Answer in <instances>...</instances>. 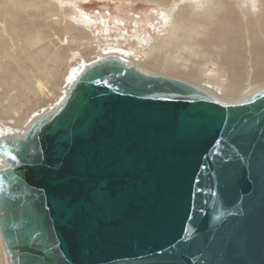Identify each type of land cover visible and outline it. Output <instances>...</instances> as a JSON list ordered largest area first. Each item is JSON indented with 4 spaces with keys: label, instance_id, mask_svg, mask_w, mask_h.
<instances>
[{
    "label": "water",
    "instance_id": "water-1",
    "mask_svg": "<svg viewBox=\"0 0 264 264\" xmlns=\"http://www.w3.org/2000/svg\"><path fill=\"white\" fill-rule=\"evenodd\" d=\"M0 157L8 264H264V88L226 103L107 57Z\"/></svg>",
    "mask_w": 264,
    "mask_h": 264
},
{
    "label": "bare ground",
    "instance_id": "bare-ground-1",
    "mask_svg": "<svg viewBox=\"0 0 264 264\" xmlns=\"http://www.w3.org/2000/svg\"><path fill=\"white\" fill-rule=\"evenodd\" d=\"M54 1V4L51 1L42 5L36 1L24 3L23 0H0V24L3 23L0 32L7 37L5 39H9L7 41L15 43L27 40L29 43L27 55H19L20 58L10 52L11 44L9 45L0 34V57L12 62L20 73H25L24 80L26 77L31 81L26 82L28 89L42 101L36 107L26 102L29 108L27 117L23 120L21 117L16 118L15 124H12L11 120L16 117L14 113L20 111L23 106L15 96H11V91L17 88L18 84L14 74L7 72L3 76L0 75V139L25 134L35 119L44 117L61 105L75 79L87 65L107 57L118 56L152 75L189 82L206 89L226 103L243 101L264 88V0H180V4L175 2L176 0H151L168 9L169 15H162L165 23L163 27H166L167 31L155 36L154 42L144 51L146 59L138 61L134 60L131 51L117 49L110 41L107 44L103 41L104 37L94 38L88 29V25L93 23L88 16L81 19L85 26L67 19L73 9L66 5L70 4L69 2ZM60 5L66 6L62 13ZM57 16L60 20L62 18L64 26L59 27V24L48 22V18L51 20V17ZM104 22L105 20L103 24ZM66 34H69L72 40L66 46L63 44L55 49L45 43L51 37L60 35L64 38ZM123 38L122 44L126 42L131 46L136 43L143 44L145 41L138 35ZM86 39L94 42L95 50L84 51V60L74 63L69 79L55 71L57 77L64 78L60 86H57V80L51 73L46 78L37 74L40 72V64L47 57L58 56L60 59H66L68 52L77 50L78 43L82 44ZM106 44L109 52H105ZM175 56H181L191 65L176 64ZM211 59H215V65L218 64L220 79H217L218 75L216 76L214 71H211L214 74L210 77L202 76L203 70L205 71L202 68L203 62L209 63L208 60ZM26 60H30L37 71L25 67ZM164 68L167 69L166 72L162 70ZM235 98L237 99L234 100ZM3 164L0 157V166ZM0 258V264H8L1 238Z\"/></svg>",
    "mask_w": 264,
    "mask_h": 264
},
{
    "label": "rangeland",
    "instance_id": "rangeland-1",
    "mask_svg": "<svg viewBox=\"0 0 264 264\" xmlns=\"http://www.w3.org/2000/svg\"><path fill=\"white\" fill-rule=\"evenodd\" d=\"M16 1V0H15ZM24 3H27L28 1H33L38 4H47L52 1V4H54V0H23ZM72 1V0H71ZM75 1V2H74ZM70 2V0H66V2H69L70 7H72V11L68 15L67 19H70L71 21H74L75 23L81 24L83 26L84 24L81 23V19L84 16H88L90 20L93 22L92 24L88 25V29L91 30L92 35L94 38H105L103 40L106 43L110 41L111 45H114L117 47V49H122L124 51L132 52V56L134 60L138 61V59H146V56L144 54L145 49H148L150 43L154 42L155 36L158 34H164L166 33V27L164 28V21L162 18V15L168 16L169 12L168 9L165 7L160 6L156 2L149 1V0H74ZM175 1V0H174ZM203 1V0H201ZM206 1V0H204ZM248 0H246L247 2ZM178 4L181 2L180 0H176ZM72 3V4H71ZM61 10L60 12H64L65 5H60ZM59 7V8H60ZM160 8V9H159ZM166 10H164V9ZM157 11V12H156ZM163 11V12H162ZM159 12L161 14H159ZM165 12V14H163ZM71 16V17H70ZM76 16V17H75ZM52 19L48 18V22L51 24H59L58 26H64L62 18L60 20V17H51ZM59 18V19H58ZM60 20V21H59ZM76 20V21H75ZM105 20L104 24L103 21ZM58 22V23H57ZM118 22H121V24H118ZM115 23V24H114ZM118 24V25H117ZM3 26V23L0 24V26ZM120 25V26H119ZM1 26V27H2ZM85 26V25H84ZM108 28H107V27ZM124 32V33H123ZM2 38H7L4 33L0 32ZM124 35V36H123ZM138 35L144 42L143 44H138L131 46L129 43H123L122 39L123 37L131 36L134 37ZM101 36V37H100ZM122 37V38H121ZM145 38V39H144ZM6 42L9 43L10 52L15 55H21L24 54L27 55L29 43L27 40L24 41H7L9 39H5ZM87 41H83L82 45L81 43H78V49L74 50L72 52H68V57L66 59H60L58 56H49L47 59L42 61L40 64V72H37L38 75H41L43 78H46L50 73L54 77L55 80H57V86L62 84L64 82V78L61 79L55 75V71L60 72L61 75L66 76L65 79H69L71 76V68L73 67L74 63H76L78 60H84L83 53L87 49V51H94L95 46L94 42L86 39ZM12 42V43H10ZM72 42L71 36L69 34H66V36L63 38L60 35L51 37L48 39L45 43L49 44L51 48L58 49V47L61 45H68ZM91 42V44H90ZM117 42V43H116ZM119 42V43H118ZM85 43V44H84ZM44 44V43H43ZM73 44V43H72ZM90 44V45H89ZM108 44V43H107ZM106 44L105 52H109L108 45ZM87 46L89 48H87ZM80 47V49H79ZM14 51V53H13ZM20 57V56H19ZM21 58V57H20ZM32 60V59H31ZM174 62L176 64H185V65H191L190 62L185 61L182 59L181 56H175ZM211 60L213 62H211ZM208 60L209 63L203 62L202 68L203 70L202 76L210 77L211 74H214L216 72V76L218 75L217 79H220V73L217 72L218 70V64H216L215 59ZM196 61V60H195ZM198 61V60H197ZM182 62V63H181ZM184 62V63H183ZM61 63V64H59ZM47 64V65H46ZM8 65V66H7ZM25 67L29 68L32 71H37V68L32 64L30 60H26ZM33 65V66H32ZM137 66V65H136ZM216 66V68H215ZM55 70H54V68ZM201 68V69H202ZM11 69V70H10ZM53 69V71H52ZM163 71H167L166 68L162 69ZM208 70V71H207ZM210 71V72H209ZM214 71V72H211ZM14 74L16 82L18 84L17 88L15 87L11 91V96L14 97L23 105L21 107V110L14 113V116H16L13 120H11L12 124H15L16 118H20L23 120L27 117L28 113V106L26 102H29L32 104V106L39 105L42 101L32 94V92L28 89L29 86L26 82L30 83L31 81L24 77L23 73H20L15 67L12 62H8L6 59H2L0 57V75L3 76L6 73ZM14 72V73H13ZM19 72V73H18ZM162 73V72H161ZM222 74V73H221ZM22 75V76H20ZM18 76V77H17ZM25 76V75H24ZM23 77V78H22ZM69 77V78H68ZM23 80H21V79ZM19 80V81H17ZM22 85H20L21 81ZM63 80V82H62ZM16 84V85H17ZM32 86V83H31ZM20 90V91H19ZM28 97V98H27ZM28 99V100H27ZM235 98L234 100H236ZM39 103V104H38ZM30 106V105H29ZM0 123L2 122V115L0 114ZM19 116V117H18ZM23 116V117H22ZM1 259V258H0Z\"/></svg>",
    "mask_w": 264,
    "mask_h": 264
},
{
    "label": "snow or ice",
    "instance_id": "snow-or-ice-1",
    "mask_svg": "<svg viewBox=\"0 0 264 264\" xmlns=\"http://www.w3.org/2000/svg\"><path fill=\"white\" fill-rule=\"evenodd\" d=\"M96 83H99V81H95Z\"/></svg>",
    "mask_w": 264,
    "mask_h": 264
}]
</instances>
